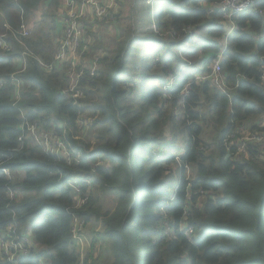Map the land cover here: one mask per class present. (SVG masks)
Masks as SVG:
<instances>
[{"label":"trees","instance_id":"16d2710c","mask_svg":"<svg viewBox=\"0 0 264 264\" xmlns=\"http://www.w3.org/2000/svg\"><path fill=\"white\" fill-rule=\"evenodd\" d=\"M219 1L154 0V10L135 1L126 37L87 73L75 104L63 94L65 70L37 60L54 58L60 0H0V33L6 21L20 26L22 11L32 29L22 43L9 33L12 50H0V234L12 226V237L33 241L0 264H264V138L240 152L227 144L264 134V15L255 10L264 1L234 16L220 62L226 92L198 80L229 31ZM27 51L14 101L12 74ZM85 114L101 129L95 141L79 137ZM25 122L60 136L72 162L23 136ZM75 218L104 224L108 259L98 237L81 258Z\"/></svg>","mask_w":264,"mask_h":264},{"label":"built area","instance_id":"2783aa9c","mask_svg":"<svg viewBox=\"0 0 264 264\" xmlns=\"http://www.w3.org/2000/svg\"><path fill=\"white\" fill-rule=\"evenodd\" d=\"M121 1L122 0H64V7L60 11L56 20L58 25V37L56 40V53L54 58L50 62L37 58L40 67L46 72H50L54 69L62 71L65 70L69 77V86L63 91V94L69 95L75 104L79 102V99L85 98V90L80 88L81 81L85 79L87 73L90 77L97 74L99 63L103 54L101 52H97V54L92 57H88L91 54V51H93L91 45L93 38L84 31V25L88 28L89 26L93 27L95 25H100L105 21L115 20L119 14ZM263 1L264 0H220L217 2L218 11H220L222 16L229 21L230 27L224 37L225 44L222 51L218 54V57L213 60L211 73L208 75H198L199 81L211 80L217 88L226 92L225 76L222 72L220 62L222 60L224 50L226 49L228 37L236 27L234 16L255 7L258 3ZM255 10L264 15V8H255ZM5 28L8 33L12 34L14 40H18L21 43L22 41L20 40L21 37L19 35L24 37L30 35V31L25 25V14L23 11L21 12V23L19 27H14L12 24L7 22L5 24ZM7 39L8 37L6 33L0 35V50L5 52H8L13 48V42L8 41ZM27 55L33 56V53L31 51L24 52L21 55L23 58L22 68L16 71V74H12V80L15 85L16 92L19 94L18 99H20V88L23 84L17 74L24 71L26 68ZM262 60L264 61V57H262ZM66 64L68 65L67 68H65ZM261 78L264 81V66L261 68ZM1 85H3L2 81ZM18 99L14 101H17ZM82 119L83 118L78 121V127ZM22 129L23 136L28 133V135H30L36 143L43 147L46 153L56 155L59 158H64L68 161V163L72 162L71 154L68 151L64 140L60 136L53 135L50 131L40 129L37 123L25 122L22 125ZM233 136L234 135H231V137L227 138V144H239L238 152L244 151L246 142L264 138V134L260 135L258 132H246L239 138L241 139V142L237 141V143H235ZM4 170L9 174L7 169ZM74 187L77 191L80 189V186L77 184ZM85 201L86 200L84 198H80L78 204L85 203ZM79 222L84 226V221L81 219L75 218L73 221L74 244L81 240V233L78 235L75 232V227ZM187 228H190L191 233L186 231V234H192L193 228ZM12 233H15V228L10 226L7 231H4L1 234H4L6 238L10 239L13 246H15L16 243H21L22 240H26L25 236L12 237ZM6 238L4 237L2 239ZM2 244L3 241L0 239V246H2ZM21 254H23L22 251ZM13 256V258H10L9 256L8 258L11 261H15L18 257H15L14 253Z\"/></svg>","mask_w":264,"mask_h":264},{"label":"rangeland","instance_id":"374dc122","mask_svg":"<svg viewBox=\"0 0 264 264\" xmlns=\"http://www.w3.org/2000/svg\"><path fill=\"white\" fill-rule=\"evenodd\" d=\"M135 1H137L138 4H141L142 0H123L122 2L123 6L121 7L122 10H121L120 16L113 23H109L110 21H105L104 25L100 27H91V28L90 26L89 28H87L84 25V31L93 38V42H91L93 49L101 45V43H105V45H108V46L106 47L99 46L98 49H100L99 52L103 53L102 55H106L109 50L113 51L115 49L116 43H118L119 40L122 39V34L126 37V34H125V32H127L126 27L128 28L129 26L130 28V25L133 24V20H131L130 17L132 14V7ZM146 1L147 3L151 5V9L154 10L156 2H154V0H146ZM63 3H64V0H60L59 10L64 7ZM141 6L143 7V4H141ZM37 16H39V14H37ZM7 22L10 23L9 21ZM29 24L30 23H28L27 19L25 18V25L29 29L30 34H32V29L30 28ZM4 33L7 34V37L9 36V33L7 32V30H5L3 33H0V35ZM99 37H100V40H98ZM224 44L225 43L223 42V47H224ZM97 52H98L97 50L91 51V54L88 57H92L93 55L97 54ZM14 74H16V70L14 71ZM23 89L24 87L20 88V93H22ZM18 97H19V94L16 92V89H14L13 100L18 99ZM93 121H94L93 116L85 114L83 115V119L81 120L79 124V128H81L79 137L88 142L95 141L97 137L96 136L97 132L101 130L99 127H94L92 125ZM25 136H27V134H25ZM238 142H241V139H239ZM104 198L108 199L106 194L104 195ZM103 229H104V224L100 222L99 220H94L93 222L88 223L87 225L84 223V226L80 222L76 225L75 232L78 235H80L81 233V236H80L81 240L78 243L73 244V247H75V249L80 252L82 259L89 252L90 246L93 240L96 237H98L97 233H101ZM186 231L188 233H191L190 228H186ZM24 236L26 240H22L21 243H16V245L13 246V244L11 243L12 241L6 238L4 234H1L0 239L3 241V244L2 246H0V258L6 259L8 256L10 258H13L14 257L13 253L15 254V257H19L21 255V251L22 253L27 252L28 247H32V242H33L32 234L31 232H27ZM4 237L6 239H2ZM95 241L99 244L100 251L102 253L100 260L102 261V260L108 259L110 257V246H109L108 239L104 237H101V238L98 237L97 240Z\"/></svg>","mask_w":264,"mask_h":264},{"label":"crops","instance_id":"0c3cea01","mask_svg":"<svg viewBox=\"0 0 264 264\" xmlns=\"http://www.w3.org/2000/svg\"><path fill=\"white\" fill-rule=\"evenodd\" d=\"M123 2V0L121 1V3H120V7H119V14H118V16H117V18L115 19V20H113V21H110L109 23H113V22H115L118 18H119V16H120V13H121V7L123 6L122 3ZM62 9H60V10H58L59 12H58V15L60 14V11H61ZM58 15H57V17H58ZM57 17H56V20H57ZM57 22V21H56ZM102 25H104V23H102V24H100V25H95V26H93V27H100V26H102ZM116 28V27H115ZM106 32V31H105Z\"/></svg>","mask_w":264,"mask_h":264}]
</instances>
